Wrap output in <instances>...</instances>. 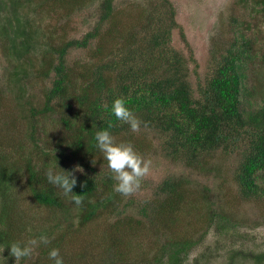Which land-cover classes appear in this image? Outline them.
<instances>
[{
  "label": "trees",
  "instance_id": "trees-1",
  "mask_svg": "<svg viewBox=\"0 0 264 264\" xmlns=\"http://www.w3.org/2000/svg\"><path fill=\"white\" fill-rule=\"evenodd\" d=\"M10 1L14 4L15 22H19L18 1ZM115 2L104 0L96 28L57 50L56 64L49 62L54 79L45 90L43 106L32 107L28 115V120L32 119L28 132L32 150L20 160H12L7 155L0 157V248L7 251L8 264H14L10 257L11 244H23L20 238L26 232L17 233L15 220L21 205L16 190L22 178L31 202L54 215L63 214L67 231L80 233L87 225L96 223L103 212L114 220L94 234L108 241V258L104 256L103 262L70 259L62 250L63 240L57 239L38 252L39 258L34 262L25 258L20 264H53L48 255L53 248L59 249L64 264H133L124 258L132 245L128 233H138L146 226L156 232L163 225L165 230L172 226V217L182 210L188 196V179L164 180L157 188V194L161 195L157 201L152 199L136 207L138 218L128 213L134 207L133 199L119 210L123 198L114 191L116 181L95 140L96 132L105 129L113 137L131 136L129 125L118 120L112 111L117 98L124 99L129 110L142 122V128L167 137L170 152L166 150V153L173 163H182L188 170L199 172L206 169L212 155L237 153L240 160L234 174L241 196L248 201L264 196V85L249 86L247 73L249 64L262 60L263 55L252 48L253 41L239 33L221 55L215 51L212 57L217 64L212 74L205 83L199 81L195 86L188 61L172 46V30L178 27L172 2L151 0L143 16L145 25L140 22L142 27L128 35L115 16ZM20 25L15 33L25 37L23 23ZM181 36L186 41V35ZM110 40L117 41L113 47L109 45ZM93 41L97 44L92 52L100 63L82 72L68 68L65 57L69 49L87 48ZM25 43L23 51L28 52V40ZM11 48L17 52L15 40ZM107 55L112 59L103 63ZM51 114H56L62 125V143L65 142L70 156L62 145L49 152L43 140H36L39 119L49 118ZM128 140L134 143L133 138ZM75 160L85 169L80 175L74 173L77 184L73 192L83 196L79 207L46 178L50 167L58 172H72L59 165ZM206 199L211 204V222L218 228L224 227L228 221L226 215L218 212L213 198ZM199 241L179 236L167 238L154 264H164L165 257L167 264H187ZM257 259L263 261L264 254ZM192 263L200 264V261L196 258Z\"/></svg>",
  "mask_w": 264,
  "mask_h": 264
},
{
  "label": "rangeland",
  "instance_id": "rangeland-1",
  "mask_svg": "<svg viewBox=\"0 0 264 264\" xmlns=\"http://www.w3.org/2000/svg\"><path fill=\"white\" fill-rule=\"evenodd\" d=\"M16 10L19 22H15L14 4L10 0H0V157L7 155L12 160H20L32 150L29 138L31 120L28 115L32 107L40 108L44 102L45 90L54 79L49 62L56 64L59 50L70 41L82 39L93 31L100 21L104 0H17ZM175 8V20L178 27L172 30V46L184 55L191 71V80L195 86L205 83L213 72L216 51L219 55L234 43L239 33H244L253 41L252 48L261 56L248 66V85H264V0H170ZM5 2V3H4ZM151 0H116L115 16L125 26L127 35L138 31L146 19L145 11ZM142 18V19H141ZM23 23L25 37L16 35ZM142 22V26H140ZM171 20L168 18V24ZM13 23V26L9 24ZM145 25V24H144ZM186 35V41L181 34ZM16 42L12 50L11 42ZM28 40L29 51H23ZM117 42V41H116ZM109 41L111 47L116 43ZM97 44L93 41L87 48H70L65 57L68 68L82 72L100 63L92 52ZM217 54V53H216ZM112 59L107 55L104 62ZM48 72L49 75H45ZM39 119V118H38ZM56 114L39 119L40 129L36 140L46 143L47 150L53 151L62 145V125ZM43 126V127H42ZM132 144L135 151L146 160H151L149 174L143 179L139 192L130 197L122 196L120 204L131 199L134 207L128 213L135 215L138 205L157 201L160 194L157 188L167 178L188 179L187 198L182 210L172 217L173 224L158 232L146 226L145 230L128 233L132 245L126 250L125 259L133 264H154L164 241L172 236L200 240L194 247L191 259L197 258L200 264H264L257 256L264 254V196L248 201L241 196L235 180V168L240 156H224L216 153L208 158L204 171L188 170L182 163H173L167 155V137L160 133L140 128L131 136H115V142ZM62 143V144H61ZM142 143V144H141ZM67 150V149H65ZM170 152V151H169ZM66 155L70 156L69 150ZM176 158V157H175ZM18 163H21L19 161ZM66 170L82 168L75 161L59 165ZM83 169V168H82ZM83 172L76 171L80 175ZM17 196L21 205L16 212L17 233L22 243L38 239L45 234L50 241L62 239L63 252L70 259L98 260L108 258L107 240L98 234L114 218L102 213L96 223L87 225L80 233L67 231L63 214H53L50 210L31 202L25 187V179L19 181ZM116 184V183H115ZM213 198L215 208L228 219L224 227H216L210 220L211 204L206 199ZM139 203V204H138ZM137 217V214L135 215ZM208 231V234H207ZM43 232V233H42ZM202 234H204L202 236ZM20 236V235H19ZM135 236V238H134ZM45 245H40L31 262L38 259ZM0 264H8V253L4 249ZM40 255V254H39ZM76 256V258H75ZM11 257V256H10ZM194 258V260H193ZM15 264V258L12 257ZM93 260V261H95Z\"/></svg>",
  "mask_w": 264,
  "mask_h": 264
},
{
  "label": "clouds",
  "instance_id": "clouds-1",
  "mask_svg": "<svg viewBox=\"0 0 264 264\" xmlns=\"http://www.w3.org/2000/svg\"><path fill=\"white\" fill-rule=\"evenodd\" d=\"M112 111L115 117L128 124L133 132L140 131L142 122L129 110L123 98L114 100ZM95 140L97 148L103 154L107 166L113 174L112 178L116 181L114 191L125 197L133 196L139 192L143 179L150 172L151 160H146L138 154L131 143L117 144L107 129L96 132ZM76 171L83 172V169L77 166L72 172L65 170L58 172L50 167L46 171V178L51 185L61 190L63 196L70 197L71 202L79 207L83 204V196L73 192V188L77 184L74 175ZM50 242L49 237L42 234L38 239H30L23 244L12 243L10 256L15 258V264H20L22 259H30L40 245L47 246ZM4 249L0 248V254L4 252ZM48 255L53 264H64L59 249H51ZM0 257L3 256L0 255ZM164 264H167V257L164 258Z\"/></svg>",
  "mask_w": 264,
  "mask_h": 264
}]
</instances>
